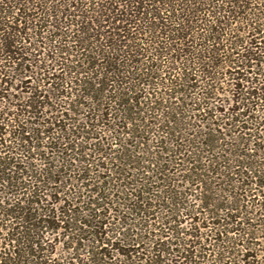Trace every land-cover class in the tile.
Segmentation results:
<instances>
[{
	"label": "trees",
	"instance_id": "16d2710c",
	"mask_svg": "<svg viewBox=\"0 0 264 264\" xmlns=\"http://www.w3.org/2000/svg\"><path fill=\"white\" fill-rule=\"evenodd\" d=\"M0 264H264V0H0Z\"/></svg>",
	"mask_w": 264,
	"mask_h": 264
},
{
	"label": "rangeland",
	"instance_id": "374dc122",
	"mask_svg": "<svg viewBox=\"0 0 264 264\" xmlns=\"http://www.w3.org/2000/svg\"><path fill=\"white\" fill-rule=\"evenodd\" d=\"M185 224H187V223L184 222L183 225L188 226V224L187 225H185ZM261 238H260V240H261ZM64 240L65 239L61 235L50 233L48 238L45 237L46 242H44V243L42 242V244L39 245V246L45 248V250L41 254H49L53 258L68 255L69 253H67L65 250H63V248L67 247L71 244L68 243L69 241L64 242ZM260 240L258 239V241H260ZM173 246H174V249L178 248L175 245H173ZM166 254H169V253H166ZM170 254H173V253H170Z\"/></svg>",
	"mask_w": 264,
	"mask_h": 264
}]
</instances>
